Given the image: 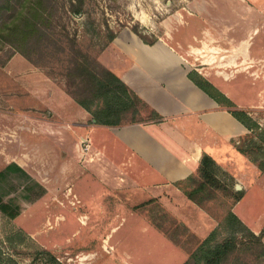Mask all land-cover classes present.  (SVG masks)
<instances>
[{
  "label": "rangeland",
  "instance_id": "374dc122",
  "mask_svg": "<svg viewBox=\"0 0 264 264\" xmlns=\"http://www.w3.org/2000/svg\"><path fill=\"white\" fill-rule=\"evenodd\" d=\"M66 4L58 2L57 28L77 37L95 70L116 75V55L102 41L108 31L115 37L134 28L145 41L176 50L195 78L193 70L206 63V77L225 79L220 87L227 90L209 89L264 129V0H84L78 16ZM60 62L35 65L0 44V205L18 213L9 218L0 210L6 264H46L40 251L61 264H186L213 231L214 242L232 234L244 242L225 264H264L261 247L246 249L250 234L264 227V173L249 160L237 168L243 157L233 153L231 164L216 165L217 185L194 206L185 193L197 177L160 191L123 188L125 177L109 171V157L89 134L94 121L73 100L80 93ZM152 115L148 105L136 106L119 126L156 121ZM230 213L245 231L236 232Z\"/></svg>",
  "mask_w": 264,
  "mask_h": 264
},
{
  "label": "crops",
  "instance_id": "0c3cea01",
  "mask_svg": "<svg viewBox=\"0 0 264 264\" xmlns=\"http://www.w3.org/2000/svg\"><path fill=\"white\" fill-rule=\"evenodd\" d=\"M107 50L116 55L113 72L158 115L145 124L90 125L89 134L109 157V171L125 177L124 186H115L140 192L174 187L197 174L203 154L219 167L232 163L228 157L239 153L231 142L247 130L188 79L183 56L161 41L145 45L128 29L117 32ZM205 64L193 71L211 83ZM219 80L211 84L225 94V79ZM242 157L234 159L239 169L249 164Z\"/></svg>",
  "mask_w": 264,
  "mask_h": 264
},
{
  "label": "trees",
  "instance_id": "16d2710c",
  "mask_svg": "<svg viewBox=\"0 0 264 264\" xmlns=\"http://www.w3.org/2000/svg\"><path fill=\"white\" fill-rule=\"evenodd\" d=\"M59 1L61 0H0V44L20 53L35 65L43 58L54 60L55 64L61 61L58 67L62 69L68 82L80 93L79 96L72 94L73 100L91 116L96 125L119 126L125 111L147 105L116 75L108 70L99 71L92 68L88 58L80 49L77 37L70 38L64 27L57 28L60 26L56 12ZM83 7L84 0H67L66 12L78 16L83 13ZM131 32L146 45L155 42L145 41L134 28ZM108 33L106 41H102V47H106L114 38V33L109 31ZM193 74L197 77L188 73V79L216 102L220 110L230 114L247 130V133L237 141H232L233 146L259 172L264 173V129L249 116L247 111L237 109L223 94L209 89L212 85L205 79L196 73ZM151 112L152 116L158 119V115L153 110ZM216 172L217 166L214 160L209 155L203 154L197 174L186 180L188 182L196 177L199 180L193 190L185 193L186 198L192 203L199 204L200 200L198 202L196 197L217 185ZM240 199L241 194L238 192L236 200ZM0 210L9 218L18 215L17 211L10 210L6 205H0ZM228 219L238 226L236 232L245 231L234 214L230 213ZM263 235L264 227L256 236L251 233L252 245L247 246L246 249L259 246L264 252L261 243ZM214 238L215 231L201 241L186 264H225L226 260L244 244L235 234L220 242H214ZM39 254L48 256L46 264H61L46 251H40ZM0 264H6L1 257Z\"/></svg>",
  "mask_w": 264,
  "mask_h": 264
},
{
  "label": "water",
  "instance_id": "95a60500",
  "mask_svg": "<svg viewBox=\"0 0 264 264\" xmlns=\"http://www.w3.org/2000/svg\"><path fill=\"white\" fill-rule=\"evenodd\" d=\"M235 189H236V190H239V187H238V185H236V186H235Z\"/></svg>",
  "mask_w": 264,
  "mask_h": 264
}]
</instances>
